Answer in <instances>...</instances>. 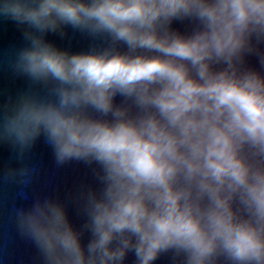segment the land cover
Here are the masks:
<instances>
[{"label":"clouds","instance_id":"1","mask_svg":"<svg viewBox=\"0 0 264 264\" xmlns=\"http://www.w3.org/2000/svg\"><path fill=\"white\" fill-rule=\"evenodd\" d=\"M0 19L22 30L8 67L28 81L0 106L18 165L0 189L31 201L11 219L38 264H264V0H0ZM67 27L86 52L46 40ZM41 139L95 184L33 196Z\"/></svg>","mask_w":264,"mask_h":264},{"label":"water","instance_id":"2","mask_svg":"<svg viewBox=\"0 0 264 264\" xmlns=\"http://www.w3.org/2000/svg\"><path fill=\"white\" fill-rule=\"evenodd\" d=\"M173 28L184 33L187 22H174ZM66 35L61 37L58 33H49L46 40L61 50L71 53L86 52L91 41L86 35L73 31L70 27L65 28ZM25 46L22 30L11 20L0 19V106L6 105L10 98H15L19 93L28 88L25 78L14 76L9 67L8 60L15 49ZM251 67L260 70L258 58L248 57ZM120 98H117L119 102ZM33 160L41 165L42 174L34 186L32 195H55L64 200L81 184H95L89 169L83 165L73 164L64 169L56 170L51 157V150L39 140L33 149ZM11 165L18 166L14 160L8 145H0V167ZM17 189L13 186L4 185L0 189V264H38L36 249L22 239L11 219L13 207L29 206L31 201H22L17 195ZM68 215L74 226L78 227L83 221L77 215L75 208L69 205ZM87 243V237L84 239ZM126 264H134V256L129 255ZM155 264H170L167 256H162Z\"/></svg>","mask_w":264,"mask_h":264}]
</instances>
